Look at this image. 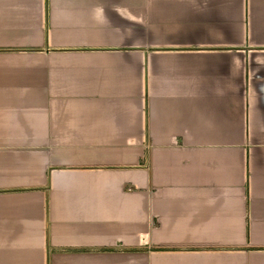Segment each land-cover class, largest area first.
Wrapping results in <instances>:
<instances>
[{
  "label": "crops",
  "instance_id": "obj_1",
  "mask_svg": "<svg viewBox=\"0 0 264 264\" xmlns=\"http://www.w3.org/2000/svg\"><path fill=\"white\" fill-rule=\"evenodd\" d=\"M0 264H264V0H0Z\"/></svg>",
  "mask_w": 264,
  "mask_h": 264
}]
</instances>
